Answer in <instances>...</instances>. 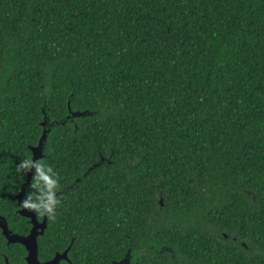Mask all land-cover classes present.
I'll use <instances>...</instances> for the list:
<instances>
[{
    "label": "trees",
    "instance_id": "1",
    "mask_svg": "<svg viewBox=\"0 0 264 264\" xmlns=\"http://www.w3.org/2000/svg\"><path fill=\"white\" fill-rule=\"evenodd\" d=\"M45 115L42 258L74 236L75 264H264V0H0V213L19 232Z\"/></svg>",
    "mask_w": 264,
    "mask_h": 264
},
{
    "label": "flooded vegetation",
    "instance_id": "2",
    "mask_svg": "<svg viewBox=\"0 0 264 264\" xmlns=\"http://www.w3.org/2000/svg\"><path fill=\"white\" fill-rule=\"evenodd\" d=\"M16 195H15V198L18 201V198L16 197ZM18 204H19V201H18ZM19 208L17 210L18 213H19ZM28 209L31 210V208H28ZM35 212L36 213L34 215L36 218L35 217L34 218L38 222H42L44 217H45V214L40 216L36 210H35ZM19 215H20V217L21 216L24 217V221H22L24 229H22V232H19L18 230H14L13 228H11L9 226L8 218L5 215L0 213V221L1 220L6 221L7 227L9 229L8 234H6L4 232L2 226H1V223H0V229H1L0 230V236H2V239L4 241V242H2V249L0 248V264H30L28 261L29 249L27 248L26 244L24 242H21L20 240L10 239V237L12 235H17V236L20 235V236L25 237L26 235H28L30 233L31 228L34 225L32 216L20 214V213H19ZM46 218L47 219L45 222L44 232L42 234H38V236H37V256H38L39 261L44 263V262H48V261H51L53 259H56V262L53 264H67V263L68 264H75V262L73 261L71 255H70V249H71L72 243L75 240L74 236L69 241L68 246H66L63 249H56L51 254V257L42 258L40 256L41 253H40L39 237L43 236L45 234V230L48 226V214L46 215ZM131 250L132 249L130 247H128L127 251L124 254V255H126L127 253H129V260L126 264H140V258L141 257L136 256L134 259ZM120 259H118V260H120ZM115 261H117V260H112V264H115Z\"/></svg>",
    "mask_w": 264,
    "mask_h": 264
},
{
    "label": "water",
    "instance_id": "3",
    "mask_svg": "<svg viewBox=\"0 0 264 264\" xmlns=\"http://www.w3.org/2000/svg\"><path fill=\"white\" fill-rule=\"evenodd\" d=\"M92 113H93V111H90V110H72L71 111V114L74 116L92 114ZM46 123H47V115H45L43 121L41 122V124L43 125V133L40 136L39 142L36 145L31 147L32 152H33V154H32V160L33 161H37V159L43 155V144H44V139L46 138V134H47ZM34 172H35L34 167L27 171V178L22 183L21 190L16 195V197L18 198L19 204H20L19 213L32 216L34 225L31 228L30 233L28 235H26L25 237L20 236V235H18V236L12 235L10 237V239L20 240L21 242H24L26 244L27 248L29 249L28 261L30 264H53L56 262V259L42 263L39 261L38 256H37V236H38V234H42L44 232L45 222L47 219L46 218L47 213L45 214L43 221L38 222L35 219L36 217L34 215L36 213L35 209L29 210L27 207L22 205L26 186L28 185L30 178ZM0 223H1V226L4 230V232L6 234H8L9 229L7 227L6 221L1 220ZM162 249L171 250V248L168 246H162L160 250H162ZM128 260H129V253L124 255L120 260L115 261V264H126L128 262Z\"/></svg>",
    "mask_w": 264,
    "mask_h": 264
},
{
    "label": "clouds",
    "instance_id": "4",
    "mask_svg": "<svg viewBox=\"0 0 264 264\" xmlns=\"http://www.w3.org/2000/svg\"><path fill=\"white\" fill-rule=\"evenodd\" d=\"M35 168V173L31 187L36 191L26 193V198L22 201V205L31 209H35L38 214L52 215L55 206L59 200L55 196L56 186L58 184L57 173L51 165L46 164L42 160L33 161L30 157L22 159L17 166L20 169L30 170Z\"/></svg>",
    "mask_w": 264,
    "mask_h": 264
}]
</instances>
